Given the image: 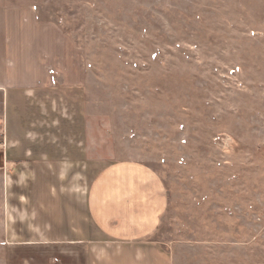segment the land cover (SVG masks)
Instances as JSON below:
<instances>
[{
	"label": "rangeland",
	"instance_id": "1",
	"mask_svg": "<svg viewBox=\"0 0 264 264\" xmlns=\"http://www.w3.org/2000/svg\"><path fill=\"white\" fill-rule=\"evenodd\" d=\"M7 1L37 8L85 65L80 90L54 104L68 126L54 141L85 143L54 184L70 219L99 172L138 162L161 178L168 205L150 257L133 264H264V0ZM85 226L89 237L87 212ZM61 250L8 263H79Z\"/></svg>",
	"mask_w": 264,
	"mask_h": 264
},
{
	"label": "crops",
	"instance_id": "2",
	"mask_svg": "<svg viewBox=\"0 0 264 264\" xmlns=\"http://www.w3.org/2000/svg\"><path fill=\"white\" fill-rule=\"evenodd\" d=\"M84 78L85 65L67 33L41 21L33 6L0 0V122L7 138L1 155L6 172L0 177V258L6 264L11 258H38L37 251L46 255L55 246L61 252L76 250L78 264H133V258L150 257V237L168 205L166 187L151 168L123 162L99 172L87 202L83 198L82 213H73L72 220L59 202L61 191L54 189L63 181L64 168L78 166L71 151L85 149V143H71L69 137L54 141L66 126L55 123L65 112L54 111V104L62 94L79 91ZM73 127L79 134V127ZM81 132L85 141V126ZM86 212L93 232L89 237ZM105 245L117 254H102ZM70 257L75 255L67 250L63 258ZM154 258H166L164 250Z\"/></svg>",
	"mask_w": 264,
	"mask_h": 264
},
{
	"label": "built area",
	"instance_id": "3",
	"mask_svg": "<svg viewBox=\"0 0 264 264\" xmlns=\"http://www.w3.org/2000/svg\"><path fill=\"white\" fill-rule=\"evenodd\" d=\"M7 146L5 125L0 122V152L4 153Z\"/></svg>",
	"mask_w": 264,
	"mask_h": 264
}]
</instances>
